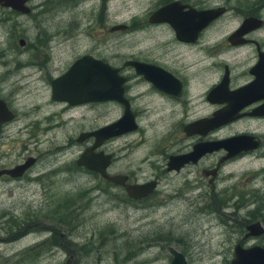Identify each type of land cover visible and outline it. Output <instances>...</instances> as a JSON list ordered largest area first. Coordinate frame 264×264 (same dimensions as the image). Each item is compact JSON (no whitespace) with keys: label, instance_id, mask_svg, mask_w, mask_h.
Masks as SVG:
<instances>
[{"label":"rangeland","instance_id":"374dc122","mask_svg":"<svg viewBox=\"0 0 264 264\" xmlns=\"http://www.w3.org/2000/svg\"><path fill=\"white\" fill-rule=\"evenodd\" d=\"M118 3L124 6L107 8L104 30L89 6L82 10L56 1L32 6L28 15L0 8V90L16 109V119L0 134V164L20 160V149L38 156L32 172L19 183L0 181V264H169V248L181 253L185 264H228L241 237L239 224L259 222L264 229V140L251 155L223 166L214 183L211 214L187 212L184 200L166 195L180 177L160 179L152 202L132 203L118 187L74 165L83 150L74 139L112 121L106 112L110 105L101 114L97 107L63 110L55 104L54 113L46 116L52 109L48 96L26 86L43 92L44 77L61 73L78 53H107L122 40L129 44L127 34L105 29L113 21L125 23L131 9L143 6L128 9L129 0ZM257 5V0H211V6L226 8L211 26V41L221 42L244 17L256 16ZM67 19H72V27L56 38L53 31ZM258 32L264 41V27ZM18 39L25 41L23 47ZM138 39L132 43L141 52L152 43ZM55 42L59 45L53 46ZM129 52L125 47L122 57ZM163 123L141 118L125 142L106 144V152L114 153L110 173L130 172L136 180L160 177V169L150 165L164 146ZM224 130L221 134L229 129ZM252 241L264 246V233Z\"/></svg>","mask_w":264,"mask_h":264},{"label":"flooded vegetation","instance_id":"af4514ba","mask_svg":"<svg viewBox=\"0 0 264 264\" xmlns=\"http://www.w3.org/2000/svg\"><path fill=\"white\" fill-rule=\"evenodd\" d=\"M56 1L67 2L71 5L70 7H79L82 10L89 6L88 9L95 11V19L101 24V27L103 19L107 15V8L124 6L123 3H118L120 0H23L22 6L27 9L26 13L6 9L20 15H28L32 6L46 7ZM257 3L256 16H250L256 17L261 22L259 28L244 33L237 40L230 42L228 38L239 27V24L234 31L221 38V42L217 43L211 41V26L226 12L225 7H221L224 8L221 16L210 20L199 29V24L202 22L199 13L219 8V6H211V0H129V4H125L131 6L128 9L137 8L139 5L143 7L131 9L125 23H123L124 21H113V24L105 29L110 34H127L131 39L129 44L124 45L122 40L114 45L112 51L107 53L83 51L78 53L79 56L67 65L68 68L80 57L88 56L110 67L120 78L119 101L91 102L72 106L53 100L51 98V82L67 68L58 75L52 77L46 75L44 77L45 84L42 86L43 92L33 87L30 88V86H26V89H33L39 94L48 96L50 104L48 108L52 107V109L46 116L54 113L57 108L55 104H58V107L63 110L97 107L101 109V114L107 112L111 115L112 121L101 123L88 131L79 132L78 135L119 120L127 109L136 128L133 131L104 140L94 152L110 156V163L105 170L108 175L125 176L124 183L127 185H143L153 182L154 187L149 194L139 199L127 197L123 187H116L122 190L129 202L141 203L148 200L152 202V198L157 193L160 179L167 181L171 179V176L180 177V183L173 187L171 193L164 194L170 195L171 199L173 197L184 200L187 212L196 214L203 211L211 214V198L216 194L214 183L223 166L251 155L253 151L263 146L264 138L261 136H263L264 115L253 114L256 108L264 104V41L258 32L264 27L261 12L264 10V0H257ZM37 11L41 12V9ZM158 12L160 13L157 15ZM113 13L116 18L117 12ZM43 15L40 18H43ZM169 23L174 24L180 30L178 38L175 36L173 26ZM71 27L72 19H67L53 31V35L58 38L66 28L70 29ZM102 29L104 30V27ZM68 34L70 37L72 36L71 33ZM135 38L144 39L147 42L152 41V43L148 49L146 47L141 52V49L135 46L137 43H132ZM17 43L19 47H23L25 41L18 39ZM56 45L59 44L55 42L53 46ZM125 47L130 51L126 58L122 57V50ZM240 50L246 54L243 56L235 54ZM141 53L143 55H140ZM132 62L145 65V73L137 72L129 64ZM254 80L257 81L256 86L252 84ZM214 90H216L215 94L212 93ZM239 90L243 91L239 92ZM0 99L13 114L10 121L0 124L1 134L5 131L6 126L16 119V109L12 105V100L5 97L1 90ZM227 102H231L232 108L236 111L235 119L211 130V117L213 114L227 109ZM242 103L246 104L241 106ZM108 105L110 107L105 112L103 108ZM35 108L41 107L35 106ZM149 117L164 120V146L159 158L150 165L151 168H159L161 176L153 175L144 178V180H136L130 172L124 173L121 170H116L111 174L110 166L114 160V153L106 152L105 145H111L115 140L125 142L126 138L138 129V120ZM201 120H209V122L202 126H194ZM252 123L255 124V127H249ZM227 129H229L228 132L221 134L223 130ZM241 135L252 136L253 140L251 141H255L257 146L246 150L240 149L236 153L230 154L221 148L211 152V142ZM76 138L74 142L83 145V150L79 154L93 144L92 137L85 138L80 143L76 142ZM16 156L20 160L10 164H0V181L19 183L32 172L38 162L37 155L22 149ZM155 164L157 165L155 166ZM78 168L101 179L94 172L83 167ZM101 180L103 181V179ZM105 183L114 186L111 183ZM200 188L204 191H201ZM249 194L246 193V195ZM200 201L202 207L199 206ZM165 203L169 202L165 201ZM247 225L241 227L239 224L237 232L241 237L234 245L238 244L242 248L251 246L264 248V246L256 244L258 241H252L263 235L264 232L258 236L245 237ZM181 256L184 259L182 254ZM69 258L72 259L71 256Z\"/></svg>","mask_w":264,"mask_h":264},{"label":"water","instance_id":"95a60500","mask_svg":"<svg viewBox=\"0 0 264 264\" xmlns=\"http://www.w3.org/2000/svg\"><path fill=\"white\" fill-rule=\"evenodd\" d=\"M22 2L23 0H0V8H9L16 12L26 13L27 9L22 6ZM223 12L224 8L221 7L211 9V11L200 12L199 15L202 18V22L199 24V29L205 26L210 20L212 21L221 16ZM159 13L160 12H158L157 15ZM260 23L261 22L256 17H245L228 40L232 42L240 38V35L258 29ZM169 24L173 26L175 36L178 38V32L180 30L177 29L174 24ZM179 40H182V38H179ZM19 43L21 44L22 42ZM129 64H131L137 72H141L142 74L145 73V65L135 62ZM119 80L120 78L116 76L115 71L110 67L99 61L93 60L88 56H83L74 61L59 77L51 82V98L55 101L65 102L72 106L91 102H104L110 100L119 101ZM256 83V80L252 82L254 86H256ZM215 91L216 90L212 93L215 94ZM242 91L243 90H239V92ZM227 104V109L221 110L213 114L211 117V130L235 119L236 111L232 108V103L227 102ZM245 104L246 103H242L241 106H244ZM253 114L264 115V104L261 107L256 108L253 111ZM12 118L13 114L0 99V124L8 122ZM208 122L209 120H201L195 123L194 126H202ZM135 128L136 125L134 120L130 112L126 109V112L123 113L119 120L93 131L79 134L76 138L77 143L82 142L85 138L92 137L93 144L77 157L75 165L97 173L99 177L108 183L122 186L127 197L139 199L152 191L154 183L151 182L143 185L125 184V176L108 175L106 173L105 170L110 163V156L103 155L101 152H94L104 140L121 135L125 132L133 131ZM251 140L253 139L249 136L241 135L211 142V152L221 148L230 154L236 153L240 149L246 150L247 148H255L257 143L255 141L252 142ZM245 230V237L258 236L264 232L259 222L247 225ZM168 252L172 256L169 264H185L180 253L172 248H169ZM232 255L233 257L228 264H264V248L262 247L251 246L242 248L236 244L233 247Z\"/></svg>","mask_w":264,"mask_h":264},{"label":"bare ground","instance_id":"6f19581e","mask_svg":"<svg viewBox=\"0 0 264 264\" xmlns=\"http://www.w3.org/2000/svg\"><path fill=\"white\" fill-rule=\"evenodd\" d=\"M250 138H252V139H253V137H252V136H250Z\"/></svg>","mask_w":264,"mask_h":264}]
</instances>
